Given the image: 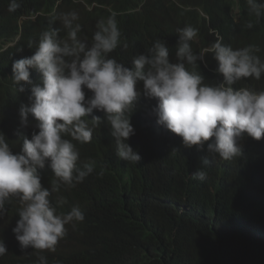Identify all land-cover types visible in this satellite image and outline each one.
Masks as SVG:
<instances>
[{
  "label": "clouds",
  "instance_id": "obj_1",
  "mask_svg": "<svg viewBox=\"0 0 264 264\" xmlns=\"http://www.w3.org/2000/svg\"><path fill=\"white\" fill-rule=\"evenodd\" d=\"M65 1H58L50 15L30 8V15L19 17L20 27H37L51 16L39 40L28 41L30 49L20 45L22 33L0 49V56L12 50L15 57L0 84L8 93V116L20 125L7 138L0 132V218L13 202L19 215L16 226L0 232L1 259L10 249L22 255L55 252L67 226L85 220L78 206L59 211L67 201L57 197L53 202L52 197L93 174L94 163L81 161L77 145L91 143L99 129L111 138L123 174L129 163L138 164L142 153H154L162 142H167L166 153L183 144L197 151L203 164L193 179H207L204 167L243 166L258 175L245 194L264 199V59L257 54L259 46H246L242 39L227 45L215 34L217 42L196 53L191 42L198 29L186 25L177 29L176 52L161 40L139 52L130 39L135 56L127 62V44L121 42L114 15L97 20L84 36L82 13L98 4L71 0L75 7H65ZM246 4L250 14L264 17V0ZM20 7L19 0H10L8 10ZM208 52L218 64L220 82L206 83L199 70L198 62L207 66ZM47 170L54 174L50 188L41 184L50 183L49 176L40 175ZM3 227L7 225L0 220ZM18 258L2 264H25ZM36 262L48 264L43 255Z\"/></svg>",
  "mask_w": 264,
  "mask_h": 264
},
{
  "label": "trees",
  "instance_id": "obj_2",
  "mask_svg": "<svg viewBox=\"0 0 264 264\" xmlns=\"http://www.w3.org/2000/svg\"><path fill=\"white\" fill-rule=\"evenodd\" d=\"M58 1L63 0H19L21 7L10 12V0H0V49L19 33L23 37L20 45L26 49L29 40L38 41L51 16L41 19L37 27L31 23L20 27L18 19L30 15V8L50 15ZM85 1L98 7L83 11L82 35L97 20L114 15L121 42L127 44V50L123 48L127 62L135 56L131 40L139 52L145 53L156 40L165 41L169 50L176 52L177 29L186 25L198 29L197 38L191 42L196 53L217 42V34L227 45H237L242 39L246 46H259L257 54L264 59V17L250 14L246 0ZM73 4L71 0L64 2L65 7H75ZM248 22L254 25L250 29L245 27ZM55 26L62 29L59 21ZM11 52L0 56V81L15 58H11ZM204 62L206 67L203 62L198 65L205 82L222 81L211 53ZM0 92V132L7 138L19 122L8 116L9 98L2 84ZM77 146L81 161L93 162L95 170L75 188L62 187L52 199L55 202L57 197H64L67 203L58 210L68 212L78 206L85 220L75 228L67 226L68 234L55 252L22 255L10 249L0 257V264L19 261L18 256L25 264H38L40 255L48 264H264V199H255L257 193L245 194L249 181L258 177L255 171L243 166L223 169L220 165L217 170L204 167L207 179L196 180L192 175L203 167L199 153L183 144L166 153L164 141L154 153H142L138 164L129 163L123 174L122 166L115 164L111 138L100 129L91 143ZM40 175L49 176L50 183L41 180V184L50 188L53 172L47 170ZM6 208L7 214L0 220L7 227L0 232L16 226L19 220L16 202ZM255 239L259 244L251 241Z\"/></svg>",
  "mask_w": 264,
  "mask_h": 264
}]
</instances>
